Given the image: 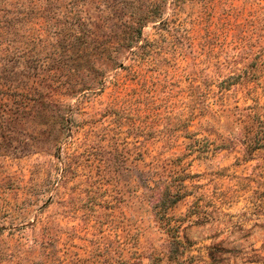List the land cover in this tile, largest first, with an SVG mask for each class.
Masks as SVG:
<instances>
[{
	"label": "rangeland",
	"instance_id": "obj_1",
	"mask_svg": "<svg viewBox=\"0 0 264 264\" xmlns=\"http://www.w3.org/2000/svg\"><path fill=\"white\" fill-rule=\"evenodd\" d=\"M0 264H264V0H0Z\"/></svg>",
	"mask_w": 264,
	"mask_h": 264
}]
</instances>
